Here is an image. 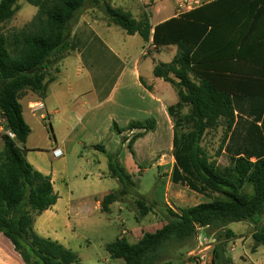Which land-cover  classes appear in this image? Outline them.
Segmentation results:
<instances>
[{
    "label": "trees",
    "instance_id": "16d2710c",
    "mask_svg": "<svg viewBox=\"0 0 264 264\" xmlns=\"http://www.w3.org/2000/svg\"><path fill=\"white\" fill-rule=\"evenodd\" d=\"M21 1L38 8L31 27L11 38L0 33V110L17 137L4 138L0 152V233L25 264H80L76 252L35 231L37 217L52 209L59 195L52 178L31 165L21 148L31 129L20 101L29 91L46 97L55 81L51 67L76 49L70 42L72 24L87 0H0V26L14 19ZM105 12L128 35L152 40L156 48L177 46L171 63L154 68L155 77L170 83L179 98L169 108L175 122L171 178L211 200L176 212L169 209L170 219L162 228L146 232L136 244L120 237L106 246L107 252L123 264H156L200 229H213L220 234L212 264H233L227 246L235 235L227 225L247 220L258 224L264 215V0H215L154 28L147 13L136 20L110 5ZM185 107L187 115L182 113ZM183 122L191 128L181 133ZM154 127L155 121L148 120L125 128L145 131L124 140L132 153L136 141ZM114 128L124 132L116 123ZM219 128L224 132L220 153L230 159L227 167H220L202 146L205 136ZM107 158L109 175L120 188L103 198V213L123 203L135 187L119 155L107 153ZM246 187L252 195L245 193ZM137 205L143 216L150 213L144 200ZM252 239L255 252L264 246V228H257Z\"/></svg>",
    "mask_w": 264,
    "mask_h": 264
},
{
    "label": "rangeland",
    "instance_id": "374dc122",
    "mask_svg": "<svg viewBox=\"0 0 264 264\" xmlns=\"http://www.w3.org/2000/svg\"><path fill=\"white\" fill-rule=\"evenodd\" d=\"M200 1L202 3L210 0ZM142 2V0H127V5L122 9L134 13L139 10L142 12L138 15L141 18L142 14H145ZM144 2L148 1L144 0ZM173 3L175 5V0ZM19 5L21 10L14 19L0 26V33L8 38L31 27L38 13V8L26 1L19 2ZM90 5H95L98 17L109 19L105 12L106 2L101 7L92 4V0H87L82 12H85ZM147 12L150 10L148 9ZM175 13L178 14L177 11ZM99 31L115 50L118 46L123 47L124 42H129V47L131 43V59L145 47L143 39H139L138 43H135L134 39L130 41L121 28H114V38L107 37L103 29ZM75 61V57L69 60L71 64L69 72L71 73L76 70ZM58 66L59 63H56L51 67L50 76H55ZM91 72V75H94V70ZM72 76L73 80H76L74 74ZM81 78H87V74L84 73ZM22 104L24 105V119L31 133L28 141L21 145V148L25 150L30 164L42 169L55 179L56 189L62 195V203L60 208L53 212L54 214L57 211L60 213L63 206L66 210L68 206L71 223L75 225L72 233L76 237L71 249L78 254L80 264H123V260L110 257L106 246L120 238L124 231L127 232L125 238L130 243L136 244L146 232H154L169 221V209L176 212L181 208L211 201L198 192L172 182L171 176L175 163L173 135L172 139L167 133L154 137L153 132L149 131L151 135L149 148L143 146L138 152L134 151L133 156L128 144L126 145L124 141L133 135L129 134L130 130L125 128L124 132L119 134L114 128L115 122H112L109 128H105L100 123L85 128L79 126L77 119L60 120L57 116L48 117L47 115L42 118L41 115L46 114L44 111L33 115L28 111L26 102L23 101ZM108 111V108H105L99 112V115L103 116ZM184 111L187 112V109ZM172 121L175 125L174 120ZM68 123L74 127L77 126L73 133L67 129ZM181 124L178 128L181 133L191 128L187 122ZM223 138L222 128L210 131L205 136L202 146L220 167H227L230 164L229 155L225 151L220 153ZM0 142L3 145V140ZM97 146H104L106 152L98 149ZM57 147L64 151V157L61 159H54L52 156L53 149ZM132 149L134 150V147ZM107 153H117L124 167L129 159L132 164L129 173L132 175L135 187L123 203L114 204L110 213H103L96 208L95 197L120 188L118 181L109 175ZM252 192L251 187H246L247 195H252ZM138 200H144L150 208L148 215L141 214V209L137 205ZM57 224H60L59 232L66 235L67 232L62 228V223L57 222ZM259 227L264 228V215L258 224L247 220L227 225L226 229L231 230L235 235L228 240L227 246V255L232 259L233 264H249L251 262L248 257L254 261L259 254L264 253V246L259 247L258 255L253 253L254 242L251 235ZM219 234L220 232L213 229H201L194 238L168 249L163 259L156 264H192L191 256H194L197 261H200V256H204L206 264H212V252ZM222 235L224 236L225 233ZM205 238L214 239L215 242L209 245L205 243ZM209 246L210 248L207 249Z\"/></svg>",
    "mask_w": 264,
    "mask_h": 264
},
{
    "label": "crops",
    "instance_id": "0c3cea01",
    "mask_svg": "<svg viewBox=\"0 0 264 264\" xmlns=\"http://www.w3.org/2000/svg\"><path fill=\"white\" fill-rule=\"evenodd\" d=\"M142 1L145 13L148 9L150 10L147 13L153 28L184 14L177 9L176 0L175 5L173 0H150L147 3L144 0ZM213 1L215 0L203 1L197 8ZM96 2L97 0H92V4L102 7L106 2V5L116 9H122L123 6L127 5V0H101L99 4ZM97 11L95 5H90L85 12H81L74 20L70 42L76 49L69 51L59 63L55 81L48 85L46 97L41 99L29 91L20 101L21 104L23 101L26 102L28 111L33 115L44 111L46 114H42V118L47 115L48 117L57 116L60 120L77 119L79 120V126L85 128L96 126L98 123L103 124L105 128H109L110 124L115 122L117 127L123 130L132 122L154 120L155 127L151 130L152 135L155 137L167 133L172 139L174 125L169 108L178 103V94L170 83L155 77L154 68L161 63H171L177 54V46L170 45L156 48L151 40L148 43L144 42L145 47H143V50L131 59V43L129 47V42H124L123 47L118 46V49L115 50L110 46L107 39L101 35L99 29H103V33L107 37L114 38V28L118 26L112 24L109 19H104L102 16L98 17ZM124 11L127 10L124 9ZM176 11L178 14L175 13ZM127 12L132 13L136 20L141 19L138 15L142 12L139 10L136 13ZM125 33L128 39L130 41L134 39L135 43L142 39L138 34L131 36L127 32ZM147 49V55H143V52ZM71 57L76 58V70L72 73L69 72ZM91 70H94V75H91ZM84 73L87 74V78L82 79L81 76ZM73 74L76 80H73ZM22 106L24 115V105L22 104ZM105 108H108L109 111L100 116L99 112ZM185 109H187V112L184 111ZM184 110L183 115H187L188 107H185ZM68 124L67 129L73 133L77 126L74 127L70 123ZM139 132L145 131L133 130L129 131V134L135 135ZM145 134V137L139 139L134 145L135 152H138L143 146L149 148L151 135H149V132ZM125 143L127 145L128 141ZM97 148L100 150L105 149L104 146H97ZM2 150L3 145L0 142V152ZM152 155L155 156V154ZM33 166L44 175L49 176L42 169ZM125 168L128 172L132 168L129 159H127ZM51 178L54 189L59 195V200L52 209L37 217L34 228L40 236L58 241L71 249L72 242L76 238L72 233L75 225L71 223L68 206L67 210L63 206L60 213L57 211L54 214L53 210L55 211L61 206L62 195L56 189L55 179ZM108 194L95 197L98 210L101 211V202ZM57 222L62 223V228L67 232L66 235L59 232L60 224H57ZM126 233L124 231L121 237H125ZM258 250L259 248L253 253L258 255ZM263 255L264 253L259 254V257L254 261L250 257H248V260L253 264H264ZM0 264H25L21 256L15 251L13 244L2 233H0Z\"/></svg>",
    "mask_w": 264,
    "mask_h": 264
},
{
    "label": "built area",
    "instance_id": "2783aa9c",
    "mask_svg": "<svg viewBox=\"0 0 264 264\" xmlns=\"http://www.w3.org/2000/svg\"><path fill=\"white\" fill-rule=\"evenodd\" d=\"M199 5H201L200 0H176V7L182 13L190 12L196 9ZM147 53L148 49L143 52V55H147ZM4 138L16 140L17 137L16 134L9 128L5 113L0 110V140H3ZM52 156L54 159H61L64 157V151L60 147H57L53 149ZM204 241L205 243H209V245L215 242L214 239L207 240L206 238L204 239ZM208 248H210V246L207 247V249ZM190 259H193L191 262L192 264H197V262H200V264H206L204 256H200V261L195 260L194 256H191Z\"/></svg>",
    "mask_w": 264,
    "mask_h": 264
}]
</instances>
